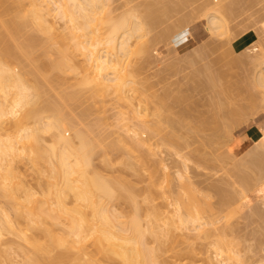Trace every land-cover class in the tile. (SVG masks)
<instances>
[{
  "label": "rangeland",
  "instance_id": "374dc122",
  "mask_svg": "<svg viewBox=\"0 0 264 264\" xmlns=\"http://www.w3.org/2000/svg\"><path fill=\"white\" fill-rule=\"evenodd\" d=\"M9 1L10 0H8V3L11 7L16 4L14 3V1L13 3H10ZM105 1L107 2V0ZM105 1H103L104 7H107L108 5L106 12L109 9L108 12H113V14L126 13V16H130V13L128 12L130 10V12H135L132 14L136 16V20L144 19L145 16L148 15L146 13V10H148L150 6L151 7L149 9L152 8L153 10H155L152 12V16H150L149 18H147L146 16V18L150 20L154 16L153 18H155L156 20L152 19V22L148 20L150 23L148 22L146 24V28L144 26L145 22H143V20V30H139L140 33L142 31L144 32V29L145 32H147H144L145 36H143L144 34L142 35V37H144L146 41L145 43H143L145 45L140 44V42L143 40V38L141 40V34L143 32L141 34L137 32V34L135 35L137 37L135 38L138 39L140 37V39L137 40L138 42L135 44V42L132 43L131 41V44L133 46L129 45V49L131 50L132 48V50L129 51V49L126 47L123 54L120 56L121 68L123 73L125 72L127 78H134V80L136 78L135 81L138 80L137 84L134 83L132 85L131 83L130 86H134L136 88L139 87V90L136 88L134 89L135 91L131 90L136 92L131 93L130 91L129 95L131 96L132 94L131 97L128 95V91H126V99L118 98L114 93V97L112 93H105V98L104 95H98L99 99H97L96 96H91L93 98L92 99L88 96L90 94V92L88 91H91L90 85L79 84L81 86H77V84L82 81L81 71L79 70L80 68L78 69L79 71L76 70L77 72H75V70L73 71V73H77L76 75L70 73V71H65L64 74L61 72L57 73L55 69L56 72H54V74L57 73L59 75H57V77L55 76L53 79H57L58 76L61 77L62 75V78L59 77V80L61 79L59 84L58 82H56V79L54 80V82L58 85L63 83L61 85L62 87L59 86V88H61L60 91H62L63 96L64 93L73 92V94H70V96H67L69 94H65V96L68 98H66L65 96V98L63 97L66 100L64 101V103H67V101L70 102V100H72V102L70 103V105L69 103H65L68 107H66L64 104L65 107L63 108L62 106H60L63 100L60 101L61 103L58 105L59 107L56 105V100H59L56 94H59V91L55 94L53 90L55 89L53 88L55 84L53 85V87H51L54 83L53 82L50 84V90H53L54 94L56 95L55 96L51 91L55 96V99H52L53 96L50 97L51 94L47 90L48 98L45 103L47 104V101L50 97L56 103L55 104L53 101L51 102V99H49V101L52 103V107L54 106L53 104H55L57 106H55V109L58 108L57 110H60L59 108H61V111L65 109L64 112L74 120L72 121V123L70 121V126H74L70 127L71 130L72 128L75 129L77 127L79 129H77L76 131L81 130V132H83L87 138H90L92 136L94 138L96 136L97 138H99L100 143L95 144V148H93L95 155L93 154L92 162H94L93 164L96 171H98L106 179H109L110 181L115 183L119 188L114 191L115 195L112 198L107 199V208H109L108 210L112 213L114 211H117L116 213L114 212V214H121L120 216L126 218L137 215L143 225H145L146 223L151 225L153 232H146L144 239L148 244L147 246L155 248L154 252L156 259L159 260L161 264H208L212 260L217 262L220 261V264H264V180L256 186H251L254 183L252 177L256 173V168L253 164L249 165L248 162L250 158L248 155H241V152H243L252 144V141L250 139L251 136L249 134L250 129L253 127L259 129L262 125L260 123L261 120L264 123V100L262 97L263 91L261 88L253 87L252 83H250V75H252L251 72L255 71L254 69L250 68V66H252L253 68L254 62L252 61H256V59H258V61H261V57L264 53V44L263 47L261 44L264 41V29L262 28L261 22L262 20H264V0H226L225 5L228 10L226 19H228L225 25L227 27H223L218 31H214L215 34L214 32H210L208 28L205 27L206 18L201 15L199 11V9L201 10L203 5L206 4H201V7L199 3L208 2V0H108L109 3L107 2V4L105 3ZM209 1L214 2V0ZM221 1L224 2L225 0H215L213 4H217V2L220 3ZM152 2L153 5L148 4ZM6 3L7 2L5 0V3L0 6V8L4 7V9L6 10V6H8V8L10 9V6L8 5V3ZM143 3L150 6H145ZM5 4L6 6H4ZM20 5H23L24 9L21 8L22 6H14H18L19 8H21H15L18 12H20L21 10H26L27 3L25 0H23ZM198 5L200 6V8ZM147 6L148 8L146 9ZM135 7L137 10L133 9ZM130 8H132L133 10ZM4 9H0V16L3 14L1 13V10L3 11ZM104 9L105 8H103V11H105ZM196 9L198 11H196ZM143 10L146 14L143 12ZM103 11L101 12L103 13ZM14 12L12 13V15L14 14ZM161 12L163 15L161 14ZM210 12L213 11L210 10ZM102 13L101 15H104ZM6 14L7 13L4 12V14L0 18V21L4 19V16L6 17ZM18 15V13L17 15H13L12 19L14 20V18H16L15 22L13 21L14 24L18 22L21 23V21V24H23V22H26L25 18L22 17L23 14L22 16L20 14L21 18L23 19H19L20 16ZM10 17L12 16L10 15ZM52 17L54 18L55 16ZM203 17L205 19H203ZM6 19L8 18L6 17ZM181 19L184 20V23L180 22ZM56 21L58 25H61L63 23V20L58 18L57 16ZM3 22H1L2 25L0 24V27H3L5 25ZM179 22L183 24V26H181V24L179 25ZM6 25L4 27H6ZM23 26L24 28H27L28 34H30L29 30L31 28L29 26L27 27V25L24 24ZM2 27L0 31L3 30ZM154 27H156L157 29H155ZM154 30L158 31L156 32ZM24 31H26V29H24ZM1 32L4 33L5 30ZM32 32L33 31L31 30V33ZM21 33L24 34L23 30ZM34 33L35 35H37L36 33L38 32ZM164 33H168V35H166L165 37ZM26 34L27 32H25V34L23 35L24 38L26 37ZM38 35H40L39 37L43 40L44 37H41L43 35L39 33ZM161 35L163 36L161 37ZM5 37L7 38V36ZM19 37L21 36L17 35V38ZM2 38H0L1 41H6V38L4 40H2ZM21 38L17 39V41H22L24 39ZM131 40L133 39L131 38ZM40 41L41 39L39 40V44ZM44 41L45 40H43V42H41L42 44L39 45V47L43 45L42 49L46 45L45 42L47 43V41ZM149 42L151 43V45ZM3 43V45H0V48H2L1 46H4L7 41ZM9 43H7V47H13V45H16L19 48L25 47L20 43V45L17 44V42L13 43V41H10ZM141 45L143 47H141ZM148 45H150L151 47ZM35 46L37 47L38 45ZM135 46H137L136 49ZM28 48L30 50L28 52H31L32 48ZM104 48L106 50H109L108 48H106V46L103 47V49ZM40 49L41 47L38 50L41 51ZM38 50L36 52H38ZM261 50L262 54H260ZM34 51H32L31 53L34 54ZM49 52H51V50ZM53 53L50 55L51 57ZM253 53H255L256 58ZM223 54H225V56H223ZM35 55H31V57L33 56L32 59H34ZM44 56L48 57L47 55ZM257 56L259 57L257 58ZM79 57H81L80 60H82V56L79 55ZM79 57L77 55V57L75 58L77 59L75 60L77 62V65L81 62L79 60ZM52 58L54 59V57ZM35 59H37V56ZM40 59L38 58V61ZM45 59L47 58L43 59L42 66L40 65L41 61L38 62L37 60H35L40 67H38L35 61L33 62L35 69H41V72H43V74L40 75L39 70V74L37 73L38 77L40 76L39 78L48 74L46 73V70L48 71L49 68L47 65H44L47 62V60L44 62ZM208 59L209 61H207ZM230 59L232 62L229 61ZM43 65L45 67L47 66V69L44 68ZM42 67L46 70H43ZM35 69H33V73H35ZM50 72L51 71L49 70V73ZM78 72L80 73L78 74ZM52 73L53 70L50 75H52ZM212 73V76H214L216 80L213 79L214 77L212 78L210 76ZM229 73L231 74V76L229 75ZM204 74L205 76L209 77L208 83L210 82V84H206L207 81L204 82V80L206 79V77L204 78ZM217 74L218 76H215ZM72 75H74L75 77H72ZM31 76L32 75H30V77ZM53 76L54 75H52V77ZM35 78L37 79V76ZM211 78L212 80H215L213 82L214 85L212 84V81H210ZM32 79L33 78H31V83H33ZM75 79L81 80L76 81ZM35 81L37 80H34V83L36 84ZM41 81H43V83H45V86L48 87L49 83L46 84V82L42 79ZM39 83L40 85H42L41 82H38V84ZM57 84L56 87H58ZM68 86L70 88H68ZM76 86L77 89H81L78 90L79 94L77 93V89H75ZM42 87L43 86H41V88ZM220 87L222 90L220 89ZM56 89L58 90V88ZM41 91L43 90L41 89ZM81 92L83 93V95L86 94L87 100L85 96H81ZM45 93L46 92H43V94ZM109 94L112 95V97ZM222 94L224 96H222ZM71 95L74 96L72 97ZM133 95L136 96V98ZM43 96L45 97L43 99H46V95ZM43 96H40V101H45L42 99ZM101 96L103 99H101ZM71 98H74V100ZM99 102L102 105H100ZM40 103V105L43 106L42 102ZM213 103H215L216 105ZM130 105L135 107L132 109ZM128 106H130L131 108H128ZM137 109L139 110V112L137 111ZM71 111L74 113H72ZM157 112L160 113L157 114ZM75 113L77 115L73 116V114ZM228 115L230 119L227 118ZM147 125L148 128H152V130L154 131H149L148 128H145L147 127ZM234 126L235 128H233ZM231 127L233 129H231ZM230 129L232 132H230ZM76 131L69 130L68 132L70 135L68 134V136L70 138L74 137V139L77 140L75 138L76 135H74ZM87 133L88 135H90V137L87 136ZM227 133L228 135H230L228 136ZM135 134L136 136H134ZM138 134H140L141 136ZM46 136L48 135L46 134ZM46 136L43 134L42 138ZM138 136L140 138L143 136L141 138V140L143 141L138 140ZM48 138L49 136L44 140H49L50 138ZM72 140L73 139H70V142L75 144L76 141ZM49 141H51V139ZM140 142L141 144H143L141 145ZM46 143L47 142H44V144ZM229 147H231L233 153L230 152ZM224 150L225 152H220ZM255 150L258 152L260 151L261 153L262 148L259 146L256 147ZM260 162L261 164H264V158H262V156ZM19 165L22 168V170L20 168V171L22 172L24 171V168L28 167L26 165V167L24 166L23 168L21 163H19ZM26 169L27 173H20L22 174V177L25 176L24 179H28L26 182L29 181L30 187L31 185H33L31 188L37 189V192H42V190H39L41 187H39L37 184V187L35 186V172L32 171V173H30L29 176L26 177V175L31 172H28L29 168ZM176 171L186 174L189 177L191 184L188 186V188L187 185H180V183L182 182H179ZM165 178L166 180H164ZM27 186L29 185L27 184ZM33 189H31V191ZM34 191L32 192L34 200H46L43 195V197L41 196L42 198L38 197V199L37 195L35 196V194L37 193L33 194ZM41 192L39 193L41 194ZM203 193H206L207 195L204 194L203 196ZM189 194L193 195L192 198L195 204H198V202L200 203L198 204V206L201 210V215L204 216V214L206 213V216L203 217V221H206V224L204 223V229L205 233L209 232L207 234H204V232L202 233L199 229H193L192 226L188 227V229L182 228L183 230H180V228H173V226L171 225L169 226L164 224V222L167 221V216H171L173 210H176V206L180 207V212H185V208L181 207V203L182 201L185 202V200H188L187 198L190 196ZM239 194L241 196H239ZM243 195L244 197L242 198ZM2 196L3 195H1L0 198ZM203 198H205V200ZM206 198L208 199L206 200ZM4 199L3 201H5ZM0 200L1 203L2 198ZM6 201H9V199L7 200V197ZM43 202L40 201V204H43ZM205 202L206 205H204ZM3 203L4 202H2L1 204L4 206ZM7 204L8 203L5 202V205ZM108 204L111 207L108 206ZM3 206H1L2 208L0 207V210L3 209ZM6 208L7 206L3 209L5 212L8 211V209ZM12 209L10 210L12 211ZM166 228H169V231H171L168 236H163L161 232ZM215 240L217 243L215 242ZM215 243L218 245L220 243V246L222 244V247L225 245V248L223 249L224 251L226 250V252H223V255L218 254L217 256V245H215ZM226 247L229 249H226ZM1 249H3V251L7 250V252H5L7 253L6 256H8L6 260H4L5 258H1V264H26L25 259L30 251L29 246H27L16 234L6 232L4 236H2ZM227 251H229V254ZM231 252L232 254H230ZM8 258L10 261L8 260Z\"/></svg>",
  "mask_w": 264,
  "mask_h": 264
},
{
  "label": "bare ground",
  "instance_id": "6f19581e",
  "mask_svg": "<svg viewBox=\"0 0 264 264\" xmlns=\"http://www.w3.org/2000/svg\"><path fill=\"white\" fill-rule=\"evenodd\" d=\"M13 1L16 4H14L11 7L8 3V0H6L8 5L10 6V9L8 8V6H6L7 3L4 5L7 7L6 10L4 9V7L0 8V9H4L3 11L1 10V13L4 14V12H6L7 13L6 17L8 18V19H6V17L4 16L5 21H4V19L0 21L1 25H2L1 22H3V21H4L3 23L5 25L8 22L6 27H4L5 25L3 27L1 26L3 28V30H5V32H4L5 34L3 32H1V31H3V30H1L0 31V38L3 37L2 40H4L6 38L5 36H7V38H6L7 43H9L10 41H13V43L17 42V44L20 43V44L24 45L25 47L19 48L16 45H13V47H7V43H5V45L1 46L2 48H0V194L3 195L1 198H2V202H4L3 203L4 206L1 204L2 203L1 202L0 207L3 206V209H4L7 206L6 209H8V211H6V212L3 209L0 210V264L2 261L1 258H3V259L5 258L4 260H6V258L8 257V256H6L7 250H5L6 251L5 252V251H3V249H1L2 236H4V234L6 232L16 234L27 246H29L30 251H29V254L27 255V257L25 259L26 264H161L159 262V260L156 259L155 252H154L155 248L151 247V246H147L148 244L146 243V241L144 239L146 232H149V233L153 232L151 225L148 223L143 225L140 218L137 215H133L130 218H126V217L120 216L121 214L120 215L114 214V212L116 213L117 211H114L112 213L111 211L108 210L109 208H107V199L112 198L115 195L114 191L119 189V188L115 183H113L109 179H106L98 171H96L95 166L93 164L94 162H92L93 154H94L93 148H95L94 147L95 144L100 143L99 138H97V136L94 138L91 135L93 137L92 138V137H90V135H88V133H87V136H89L90 138H87L86 135L83 132H81V130L76 131L77 129H79L77 127L75 129L72 128V130H71L70 127H74V126L73 125L70 126L71 125L70 121L72 123V121H74V120L71 119V117H69L67 115V113L64 112L65 109L63 111H61L62 110L61 108H59L60 110H57L58 108L57 109H55V108L61 103L60 101H62V100L63 101L60 104V106H62V108L65 107L66 104H68V103L70 105L72 100H70V102L67 101V103L65 102L66 103L65 104L64 101H66V100L64 98L66 97L65 94H69L67 96H70V94H73V92L64 93V96H65L64 97L62 91H60L61 88H59V86L62 87L61 85L63 83L58 85L60 80H61V79L59 80L60 76H58L57 79L55 78L57 80L56 82H58V84L55 83L54 82L55 79H53L55 76L57 77V75H59V74H57L58 72L59 73L61 72L64 74L65 71H70V73L76 75L77 73L75 74V72L80 70L81 76H82L81 77L82 81H80L77 84V86H81L79 84L90 85L91 91H88L89 88H88V90H86V91L90 92V94L88 95L89 97L96 96L97 99H99L98 95H102V96L104 95V98H105V93H107V94L112 93V95L114 93L115 95H117L118 98H121V99L127 97L125 95V92L128 91V95H129V92L136 88L134 86H133L134 87L133 88L132 86H130V84L131 83H132V85L134 83L137 84L138 80L135 81L136 78L134 80V78H127L126 77L125 72L123 73L122 68H121L120 56L123 54L126 47L129 49V47L132 45L131 41H132V43L135 42V44L138 42L137 40H139L140 37L138 39L135 38V37H137V36H135L137 34V32L140 33L139 30H141V29L143 30L144 26L146 28L147 27L146 24L149 21L152 22V19H155V18H153L154 16L150 20L147 19L150 16H152V12L155 11L152 8L149 9L151 6L148 5V4L153 5V2L148 3V4L143 3L145 6L146 5L150 6L149 8H148V6L146 7V9L148 8V10H146V13L148 14V15H146L147 18L145 16L144 19H142L140 17L142 20H139V19L136 20V18H135L136 16L134 14H132L135 12H130V10L128 11L130 13V14L128 13L130 16H126L127 15L126 13L125 14H123V13L122 14H118V13L113 14V12L112 13L110 11L108 12L109 9L107 10V12H108L107 13L106 9L108 8V5H107V7H104V3H103V1H105V0H25L27 3V7H26V10L20 11L22 13L18 12L16 9L18 6H20V7L22 6L21 8L24 7L23 5H20V3H22L23 0H10L9 2L13 3ZM201 1H204V0H201ZM205 1H207V0H205ZM0 2H1L0 6H2L5 3V0H3V3H2V0H0ZM107 2L109 3L108 0H107ZM107 2L105 1L106 4H107ZM126 2H128V1H126ZM214 2H215V0H214ZM214 2L208 0V2H203V3L200 2L199 3V5H201V4L203 5L204 3H206L203 5V7L201 5L202 8H201V10L199 9V11H200V14L206 18L205 19L203 17V19L206 20L205 21L206 22L205 27L208 28V30L210 32L218 31V30L222 29L223 27H225V28L227 27L225 25L226 21L228 19V18L226 19V14L228 12L226 5H225L226 0L224 2L221 1L224 4L221 2L220 3L217 2V4H213ZM172 4H173V2H172ZM15 5H18V6L14 7ZM227 5H229V4H227ZM21 8H19V9H21ZM103 8H105L104 9L105 11H103ZM199 8H200V6H199ZM12 9H14V10H12ZM130 9H132V8H130ZM133 9H136V7ZM10 10H11V12L16 11V12H14L13 15H17V13H18L19 14L18 16H20V14L22 16V14H23L22 17L25 18V20H26V22H23V24L27 25V27L29 26L31 28L29 30L30 34H28L27 28H24L23 24H21L22 21H21V23H19L17 21L18 23L14 24L16 18H14V20L12 19L13 18V15H12L13 12L11 13ZM144 10H143V12L145 13ZM210 10L213 12H210ZM101 11H103V13ZM196 11H198V10L196 9ZM52 12H53V15H52ZM101 13L104 15H101ZM9 14L12 17H10ZM161 14H162V12H161ZM1 16H0V18H1ZM21 16L19 19H23V18H21ZM52 16H55V17L53 18ZM56 16L63 20V23L61 25L57 24ZM14 17H16V16H14ZM156 17H157V15H156ZM163 19H164V16H163ZM159 20H157V21H159ZM142 21L145 22L144 26H143ZM183 21H184L183 19L180 20L181 23ZM9 22H10V24H9ZM180 22L178 23L179 25L181 24ZM261 22H262V28L264 29V20H262ZM181 26H183V24H181ZM1 27H0V29H1ZM23 28L26 29V31H24ZM154 28L157 29L156 27H154ZM22 30H23L24 34H25V32H27V34L25 35L26 36L25 38L23 36L24 34L21 33ZM31 30L33 31L32 33H31ZM154 31H156V30H154ZM34 32H38L39 34L43 35L41 37H44L43 40L47 41V43L44 41L47 46L45 45V47L43 49H42L43 45L40 46L41 51H39L38 49L40 48L39 45L42 44L41 42H43V40H42V38L39 37L40 35H38V33H36L38 35V37H37V35H35ZM144 32H145V29H144ZM144 32L142 34L140 33L141 34V40L143 38L142 41L140 40L141 41L140 44H142V45H145L143 43L146 42L144 37H142L143 34H144L143 36H145V33H147V32H145V33ZM211 34H213V33H211ZM214 34H215V32H214ZM17 35H19L21 37L23 36L22 38H24L26 40V42L24 39H23L24 41L23 40L17 41V39L21 38V37L17 38ZM166 35H168V33H166L164 36L166 37ZM216 35H217V33H216ZM138 36H140V35H138ZM159 36H160V34H159ZM162 36L163 35H161V37ZM146 37H147V35H146ZM131 38L133 40H131ZM134 38L136 39V41ZM169 38H171V37H169ZM40 39H41V41L39 44ZM150 40H148V41H150ZM6 41L5 40L1 41L0 45H3L4 44L3 42H6ZM263 42L261 43L262 47L264 44ZM13 43H11V44H13ZM9 44H8V46H9ZM48 44H49V46H48ZM35 45H38V46L36 47ZM142 45H141V47H143ZM150 45H151V43H150ZM150 45H148V46H150ZM105 46L109 50H106L105 48L103 49V47H105ZM152 46H153V44H152ZM15 47H17V48H15ZM28 47H30V49L32 48L31 52L35 50L34 54H32L31 52H28V51H30ZM136 47L137 46H135V49H136ZM37 50H38V52H36ZM42 50H43V53H47V54H43ZM50 50H51V52H49ZM53 50H54L55 54L53 53ZM131 50H132V48H131ZM131 50L129 49V51H131ZM30 53H31V55L36 54L34 59L37 56V59H35L37 61H38V58L39 59L40 58L41 59L47 58L44 60V62L47 60V62H46L47 64L45 63L44 65H47L51 72L53 70L52 75H54V76L52 77V75H50L51 72L49 73V70L48 71L46 70L47 66L45 67L43 65V67L46 68V69H44L42 67L43 70H46V73H48V74L44 73L46 75L41 76V78H39L40 76L38 77V74L40 73V75H41V74H43V72H41V69H39L40 72H39V70L35 69V66L33 63L35 60L32 59L33 56L31 57ZM52 53H53L52 57H54V59L50 56ZM126 53H129V52H126ZM132 53H134V52H132ZM253 54L256 58L255 53H253ZM260 54H262V50H261ZM44 55H47L48 57H46ZM77 55H78V57H79V55L82 56V60H80L81 57H79V60L81 62L78 65H77V62L75 61V60H77V59H75L77 57ZM41 56H43V57H41ZM223 56H225V54H223ZM263 56H264V53H263ZM263 56L261 57V55H260V57L262 58L261 61H258V59H256V61H258V62L252 61V62H254L253 68H252V66H250V68L254 69L255 71L251 72L252 75H250V83H252L253 87L262 89V91H263L262 97L264 100V66H263L264 65V58H263ZM258 57L259 56H257V58ZM41 59L39 61H41ZM43 59H42V61H43ZM37 61H35L36 64H37ZM42 61L40 64L41 66L43 64ZM207 61H209V59ZM229 61H231V59ZM37 65H38V67H40L39 64H37ZM250 65H251V62H250ZM134 66H135V64H134ZM16 67H18V68H16ZM38 67H36V68H38ZM19 68H20V70H19ZM33 69H35L36 74L33 73V71H34ZM55 69H56L57 73L54 74V72H56ZM138 69H137V71H138ZM74 70H75V72L73 73ZM248 71H249V69H248ZM79 73L80 72H78V74ZM213 73H214V71H213ZM213 73L210 75L212 78L214 77V76H212ZM30 75H32V76L30 77ZM74 75H72V77ZM229 75L231 76L230 73H229ZM34 76L35 77L37 76V79ZM135 76H136V74H135ZM215 76H218V74ZM205 77H206V79L204 80V82L207 81L206 84H210V82L208 83L209 77L205 76V74H204V78ZM31 78H33L32 79L33 83H31ZM38 78L40 81L38 80ZM60 78H62V75ZM212 78L210 79V81H212V84L214 85L213 82L216 79L214 77L213 79H215V80H212ZM41 79L44 80L46 82V84L49 83L48 87L45 86V83H43V81H41ZM34 80L41 82L42 85H40V83L38 84L37 81H35L36 82V84H35ZM79 80H81V79H79ZM51 83H53L52 86L50 85ZM217 83H218V81H217ZM56 84L58 87H56ZM37 85H39V86H37ZM53 85H54V87H53ZM213 85H212V87H213ZM228 85H230V84H228ZM41 86H43V87L41 88ZM50 86L55 88V89H53L55 94L58 93V91H59V94L62 96V99H61V96L59 94H56L58 96L57 98H59V100L56 98L58 100V101L56 100L57 104L55 103L54 100H52L53 98L55 99L56 95L54 94L53 90H50ZM77 86L75 89H77ZM56 88H58V90ZM63 88H64V86H63ZM68 88H70V87L68 86ZM85 88H86V86H85ZM41 89L43 91H41ZM136 89L139 90V87H137ZM220 89H221V87H220ZM47 90L51 94L50 97L53 96L52 99L49 97V99H51V102L53 101L57 105L56 106L55 104H53L54 108L52 107V103L49 101V99H48L49 102L47 101V104L45 103L47 98H48L47 97V94H48ZM78 90H81V89H77V91ZM231 90H232V88H231ZM51 91L53 92V94L55 96L52 94ZM72 91H74V90H72ZM134 91H131V93L132 92L136 93ZM43 92H46V93L43 94ZM77 93L79 94V91ZM43 95H46V99H43V98H45ZM76 95H75V98H76ZM82 95H83V93L81 92V96ZM112 95H110V96L112 97ZM249 95H250V93H249ZM40 96H43L42 99L45 101H40ZM83 96H85V98L87 100L86 94ZM102 96H101V99H103ZM129 96H128V99H129ZM131 96H132V94H131ZM222 96H224V95L222 94ZM113 97H114V95H113ZM134 97L136 98V96H134ZM66 98H68V97H66ZM78 98H79V95H78ZM228 98H229V96H228ZM69 99H70V97H69ZM69 99H67V100H69ZM71 99L74 100V98H71ZM78 101H80V100H78ZM81 101H83V100H81ZM116 101H117V99H116ZM232 101H233V99H232ZM40 102H42L43 106L40 105L41 104ZM73 102H76V101H73ZM91 102H92V100H91ZM108 102H110V101H108ZM249 102H250V99H249ZM251 102H253V101H251ZM64 104H65V106H64ZM213 104H215V103H213ZM100 105H102V104L100 103ZM132 105H130V106L133 109L135 106L133 107ZM228 105H230V104H228ZM130 106H128V108ZM66 107H68V106H66ZM72 107H74V106H72ZM103 107H104V105H103ZM51 108H53V109H51ZM88 108H90V107H88ZM96 108H98V107H96ZM47 109L50 110L51 112L48 111ZM85 109H87V108H85ZM138 109H139V107H138ZM138 109H137V111L139 112ZM128 110H130V109H128ZM101 111H103V110H101ZM43 112H46V113H43ZM72 113H74V112H72ZM158 113H160V112H157V114ZM74 115H77V114L75 113V114H73V116ZM138 115H140V114H138ZM78 117H80V116H78ZM227 118L230 119L229 115L227 116ZM240 119H241V117H240ZM145 128H148V125ZM233 128H235V126ZM233 128L231 127V129H233ZM148 129H149V131H154V130H152V128H148ZM231 129H230V132H232ZM69 130L70 131H73V130L76 131V133L75 132H72V133H75L74 135H76L75 138L78 140V142H77V140L74 139V137L70 138L68 136ZM138 132H139V130H138ZM43 134L45 136L47 134L49 136V138L51 139V141H49L50 140L49 138H48L49 140H47V139L44 140L48 136L42 138ZM136 134L134 136H136ZM249 134L251 136L250 139L252 141V144L249 147H247L243 152H241V155H243V156L248 155L250 158L249 162L247 160L249 165H251V164L255 165L254 167L256 168V170H255L256 173L252 177L254 183L251 186H253V185L256 186L257 184H259L260 182H262L264 180V164H261V162H260L261 156H262V158H264V155H263L264 153H262V152H264L263 151L264 150V124L261 125L259 129L254 128V127L251 128L249 131ZM74 135H72V136H74ZM138 135H140V134H138ZM227 135H228V133H227ZM137 138H138V140L143 141V140H141V138L139 136ZM70 139H73L74 141H76L77 144L75 142H74L75 144L71 143ZM44 142H47V143L44 144ZM48 142H50V143H48ZM140 144H141V142H140ZM138 145H137V147H138ZM217 146H219V145H217ZM259 146L262 148L261 153H260V151L258 152L255 150V148L259 147ZM99 148H101V147H99ZM229 150L231 153H233L231 147H229ZM220 152H225V150L220 151ZM227 152H228V150H227ZM218 154H220V153H218ZM222 154H224V153H222ZM226 162H228V161H226ZM19 163L22 164L23 168H24V166L26 167V165H27L28 167H26V168H29L28 172L31 171L28 173V175H26V177L29 176V174L32 173V171L35 172V174H36L35 175V177H36L35 186L37 184L39 187H41L39 190H42V192L41 191L37 192V189L34 188L36 191L35 192L34 189L31 188L33 185H31V187H30L29 181L26 182L28 179L25 180L24 175H23L24 177H22V174H20V173H23V172L27 173V169L24 168L23 172L20 171L21 167H20ZM25 169H26V171H25ZM21 170H22V168H21ZM176 173H177V177H178L179 182H182V183H180V185L181 184H183L184 186L187 185V188H188V186L191 184L189 177L186 174H183V173L178 172V171H176ZM167 178H169V177H167ZM164 180H166V178ZM27 184L29 186H27ZM31 189H33V190L31 191ZM33 191H34L33 194L37 193V194H35V196L37 195V198L38 197L42 198L44 196L46 198V200L45 201L42 199L40 200L39 198H38L39 201L37 199L34 200L33 195H32ZM17 192H18V194H17ZM39 192H41V194ZM42 193H44V194H42ZM185 193H187V192H185ZM19 194H22V195H19ZM45 194L47 197L45 196ZM204 194L207 195L206 193H203V196H204ZM5 196L7 197V200L9 199V201H6ZM190 196L187 198L188 200H185V202L182 201V203H181V207L185 208V212L184 213L180 212L179 211L180 207L176 206L175 207L176 210H173V213H172L173 215L171 214V216L170 215L167 216V218H166L167 221H165L164 224L169 225V226L171 225V226H173V228H180V230H183L184 228L188 229V227L192 226L193 229H199L202 233L204 232V234H207L209 232L206 231L207 233H205V229H204V226H205L204 223L206 224V221L205 222L203 221V217L206 216V213L204 214V216L201 215V210L198 206V204H200V203L197 201L198 204L197 203L195 204L194 200L192 198L193 195H190ZM239 196H241V195L239 194ZM4 197H5V199H4ZM164 197H165V195H164ZM243 197H244V195L242 196V198ZM3 199L5 201H3ZM203 199L205 200V198H203ZM207 199L208 198H206V200ZM40 201L41 202L44 201L43 204L47 203L46 206H45V204L44 205L42 203L40 204ZM5 202L8 204L5 205ZM108 202H109V200H108ZM111 202H112V199H111ZM176 202H178V201H176ZM10 204H11V206H10ZM110 205H111V203H110ZM110 205L108 204V206H110ZM204 205H206V202ZM12 207L14 210L12 209ZM10 209H12V211ZM9 211H11L13 214ZM14 211H15V213H14ZM203 211H204V209H203ZM170 231H169V228H166L165 230H163L162 232L160 231V232L163 234V236L164 235L168 236ZM189 231H191V230H189ZM215 242H216V240H215ZM216 243H215V245H217V247H216L217 256H218V254H222L223 252L225 253L226 250L224 251V249H223V248H225L224 247L225 245L222 247V244L220 246V243H219V245ZM226 249H229V248L226 247ZM227 252L229 254V251H227ZM216 254H215V256H216ZM230 254H232V252ZM235 256H236V254H235ZM8 260H9V258H8ZM9 261H7V262H9ZM220 263H221L220 261L217 262V261L212 260L208 264H220Z\"/></svg>",
  "mask_w": 264,
  "mask_h": 264
},
{
  "label": "crops",
  "instance_id": "0c3cea01",
  "mask_svg": "<svg viewBox=\"0 0 264 264\" xmlns=\"http://www.w3.org/2000/svg\"><path fill=\"white\" fill-rule=\"evenodd\" d=\"M262 125L264 124L263 122H262V120H261V122H260Z\"/></svg>",
  "mask_w": 264,
  "mask_h": 264
}]
</instances>
